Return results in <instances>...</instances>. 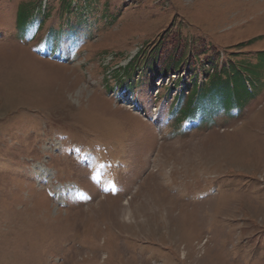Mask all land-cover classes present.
<instances>
[{
	"label": "rangeland",
	"instance_id": "1",
	"mask_svg": "<svg viewBox=\"0 0 264 264\" xmlns=\"http://www.w3.org/2000/svg\"><path fill=\"white\" fill-rule=\"evenodd\" d=\"M29 1L0 0V264H264V77L242 110L185 131L175 76L109 90L177 23L254 62L264 0H41L31 40ZM50 27L60 57L41 51Z\"/></svg>",
	"mask_w": 264,
	"mask_h": 264
},
{
	"label": "trees",
	"instance_id": "2",
	"mask_svg": "<svg viewBox=\"0 0 264 264\" xmlns=\"http://www.w3.org/2000/svg\"><path fill=\"white\" fill-rule=\"evenodd\" d=\"M40 8L41 0H32L17 13V26L30 40L38 30L39 23L34 17ZM79 27L77 21L71 26L73 35ZM182 28L181 23L168 26L152 41H144L124 66L114 69L111 74L114 86L109 90L116 89L118 95L123 91L131 92L145 75L152 81L175 76L167 90L179 86L180 91L173 96L170 119L177 130L183 127L185 131L188 125H210L219 113L230 116L232 111L242 110L259 95L264 77V50L256 52L254 62L244 57L242 48L245 45L241 44L221 57L222 52L217 46L202 36L183 32ZM45 37L41 51L60 57L63 52L60 41L65 37L51 27ZM76 44L77 39H72L70 48ZM182 71L189 73L187 81L180 75Z\"/></svg>",
	"mask_w": 264,
	"mask_h": 264
}]
</instances>
